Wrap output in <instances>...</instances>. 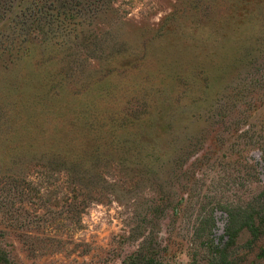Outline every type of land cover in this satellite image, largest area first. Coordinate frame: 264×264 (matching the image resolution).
<instances>
[{"label":"rangeland","instance_id":"1","mask_svg":"<svg viewBox=\"0 0 264 264\" xmlns=\"http://www.w3.org/2000/svg\"><path fill=\"white\" fill-rule=\"evenodd\" d=\"M35 5L0 0L39 76L0 73V264H264V0Z\"/></svg>","mask_w":264,"mask_h":264},{"label":"trees","instance_id":"2","mask_svg":"<svg viewBox=\"0 0 264 264\" xmlns=\"http://www.w3.org/2000/svg\"><path fill=\"white\" fill-rule=\"evenodd\" d=\"M6 2H9L12 6L17 8L20 5V10H17L13 17L18 15V13H24V15H32L35 11L34 8L35 0H6ZM19 2V4H17ZM19 8V7H18ZM20 29L17 24H9L7 30L10 34L7 36H2L0 38V73L1 77L7 80H15L19 82L21 85H26V82L34 83V81H39V76L36 75L37 65L36 63V57L34 56V39L31 37H28L26 35H23L20 33ZM44 58V56H43ZM31 67V68H30ZM32 69L34 72L26 71L27 69ZM44 85L46 84V80L42 82ZM44 96L47 95L45 92L43 94ZM43 96V98H44ZM32 127L34 126V131L32 133H36L37 135H42L45 138V133H43L42 127L38 128L39 120L32 119ZM100 138L102 140V144L99 145L95 149V151H98L100 147H107L108 149L111 148L113 145L114 139H106L102 135H100ZM51 139V143H50ZM47 142V143H46ZM45 139L38 140V144L36 146H33L30 144V146L23 151V153H30L35 149L46 147V149L53 144L52 142V136L49 138V141ZM70 147L69 149H71ZM1 153H7L11 156V160L15 161L17 158V152L11 147L9 142H3L0 146ZM28 155V154H25ZM237 220V217H233L232 221L235 223ZM247 227L251 226L252 232L256 231V228L253 225H250L249 223L246 224Z\"/></svg>","mask_w":264,"mask_h":264}]
</instances>
